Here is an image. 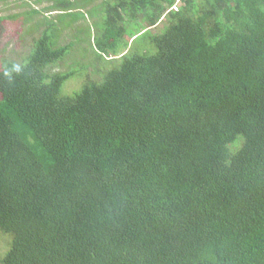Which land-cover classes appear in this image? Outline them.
<instances>
[{
    "label": "trees",
    "instance_id": "16d2710c",
    "mask_svg": "<svg viewBox=\"0 0 264 264\" xmlns=\"http://www.w3.org/2000/svg\"><path fill=\"white\" fill-rule=\"evenodd\" d=\"M91 2L0 65V264H264V0Z\"/></svg>",
    "mask_w": 264,
    "mask_h": 264
},
{
    "label": "rangeland",
    "instance_id": "374dc122",
    "mask_svg": "<svg viewBox=\"0 0 264 264\" xmlns=\"http://www.w3.org/2000/svg\"><path fill=\"white\" fill-rule=\"evenodd\" d=\"M77 1V0H75ZM103 1H113V0H92L91 4L88 6L90 9L92 7H96L100 9L102 6ZM54 0H4L0 1V17H5V23L3 24L4 31L0 36V65L2 64L3 59L20 63L21 60L28 55L29 50L32 47V41L34 38L37 37L33 33L29 35V33L25 32L28 27H31L32 24H36L39 19L45 14H49L50 7L54 5ZM37 7L39 9V15H34L31 17L30 21L24 22L27 19V14L30 13L32 9H35L32 6ZM88 7L86 9H88ZM53 14V13H51ZM88 14V13H87ZM19 16V17H17ZM15 18V19H12ZM89 23H92V20L89 19ZM79 25H82L80 23ZM162 30V23L159 24L152 30L153 34H158ZM71 37L66 34L65 38L63 39L62 43L66 44L71 38H73L75 31L69 32ZM149 35L151 33L148 32ZM70 38V39H68ZM132 39L128 40V43L131 42ZM80 42L84 43V51L93 52L91 47L89 46L87 41L79 40ZM78 41V42H79ZM87 42V43H86ZM70 56L73 55V52L69 54ZM79 55H83L79 53ZM118 56L117 58H119ZM79 60L78 57H75V61ZM70 60H66L64 65L62 64H55L49 67L47 70L50 73L53 72H60L63 69H66L69 66ZM113 63H117V60H114ZM100 76L96 73H93V70H88L86 74L83 76V79H70L68 80L61 89V94L64 96H72L74 93L78 92L82 85L90 80L99 81ZM8 238L0 236V258L8 248L7 246Z\"/></svg>",
    "mask_w": 264,
    "mask_h": 264
},
{
    "label": "clouds",
    "instance_id": "9594fccd",
    "mask_svg": "<svg viewBox=\"0 0 264 264\" xmlns=\"http://www.w3.org/2000/svg\"><path fill=\"white\" fill-rule=\"evenodd\" d=\"M21 71V67L19 65H13L11 69L5 73L6 76H10L12 72L19 73Z\"/></svg>",
    "mask_w": 264,
    "mask_h": 264
}]
</instances>
